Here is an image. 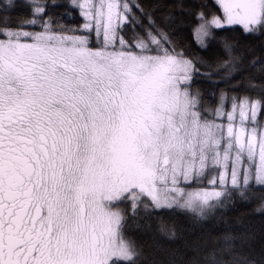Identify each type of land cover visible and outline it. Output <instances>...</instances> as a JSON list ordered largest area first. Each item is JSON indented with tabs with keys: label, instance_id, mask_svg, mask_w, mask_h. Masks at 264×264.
<instances>
[{
	"label": "snow or ice",
	"instance_id": "1",
	"mask_svg": "<svg viewBox=\"0 0 264 264\" xmlns=\"http://www.w3.org/2000/svg\"><path fill=\"white\" fill-rule=\"evenodd\" d=\"M256 40L264 0L0 2V264H143L134 229L158 264H264L225 215L264 214Z\"/></svg>",
	"mask_w": 264,
	"mask_h": 264
},
{
	"label": "trees",
	"instance_id": "2",
	"mask_svg": "<svg viewBox=\"0 0 264 264\" xmlns=\"http://www.w3.org/2000/svg\"><path fill=\"white\" fill-rule=\"evenodd\" d=\"M0 2H3V0H0ZM143 3H163V4H174L177 2V0H142ZM188 2H191V0H188ZM200 2H206L209 5H213L215 3V0H200ZM15 3L17 5H23L25 3V0H15ZM25 9L23 7H18L16 9V12L14 15H22L24 14ZM190 30H186L183 35L187 38L189 35ZM256 44V50L254 53L250 54L248 56V60L251 61L254 57H259L261 55H264V50H262L259 47V41H253ZM250 73L253 76V79L256 82H260L262 77L259 73L255 71V69H250ZM214 79H219L214 78ZM237 81H241V75L237 74L235 77V80L232 81L233 84H235ZM246 83V81H244ZM202 87H207L206 83L201 84ZM228 87L224 83H219L216 85V89L219 90L221 88ZM258 207V201L251 200V201H244L242 199L237 198L235 202L225 210V215L228 218L229 222L232 224H236L237 220H240L243 222L242 226L238 225V227L243 230L244 227H247L250 229L254 235L255 239L252 244L253 252L252 256L259 261L260 259V252H261V243H262V230H264V214H261L255 209ZM178 226L183 227L187 230L188 238L189 240H193L196 238L197 235L203 230L204 227L210 226V221H192L188 218L184 217L183 215L176 216ZM219 232V229L216 230ZM132 235H136L139 237L143 244V251H144V258H143V264H158V262L163 259V256L156 248V243L152 239V236L150 233H144L143 235H140L139 229H134L131 233Z\"/></svg>",
	"mask_w": 264,
	"mask_h": 264
}]
</instances>
